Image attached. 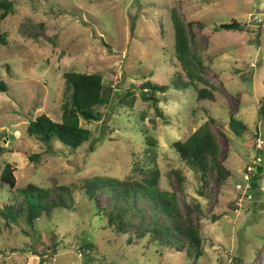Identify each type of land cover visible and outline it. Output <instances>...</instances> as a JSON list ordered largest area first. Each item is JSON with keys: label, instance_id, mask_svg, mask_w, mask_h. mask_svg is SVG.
Returning a JSON list of instances; mask_svg holds the SVG:
<instances>
[{"label": "rangeland", "instance_id": "1", "mask_svg": "<svg viewBox=\"0 0 264 264\" xmlns=\"http://www.w3.org/2000/svg\"><path fill=\"white\" fill-rule=\"evenodd\" d=\"M12 1L14 12L0 16V38L6 40L0 39V79L8 85L0 92V211L13 196L1 182L7 164L18 187L51 188L53 201L57 188L65 187L71 206L38 220L34 230L24 221L11 231L0 228V264H40L31 247H51L54 235L59 249L45 255L46 264H195L149 237L129 244L96 213L109 197L92 201L84 188L90 177L125 178L137 166L156 165L162 191L174 192L184 209L200 205L204 255L197 264H237L235 257L241 264H263L264 118L258 111L264 99V0ZM174 7L186 22H196L195 48L205 65L197 70L217 87L215 101L197 100L192 86H174L177 77L185 80L175 57ZM233 20L254 32L215 30ZM69 71L101 73L106 103L96 108L100 120L81 121L90 140L74 150L55 139L48 149L27 129L41 114L62 120ZM147 80L170 87L159 94L164 116L141 97ZM231 111L248 126L242 137L231 130ZM210 116L232 175L223 184L212 179L204 196L198 170L181 160L173 143ZM258 166L263 172L254 180Z\"/></svg>", "mask_w": 264, "mask_h": 264}, {"label": "trees", "instance_id": "2", "mask_svg": "<svg viewBox=\"0 0 264 264\" xmlns=\"http://www.w3.org/2000/svg\"><path fill=\"white\" fill-rule=\"evenodd\" d=\"M14 6L12 0H0L1 18L12 14ZM170 15L175 31L176 62L185 77V80L177 77L178 82L174 83V86L180 89L192 86L197 92V100L215 101L217 87L197 70L204 69L205 65L195 48L198 44V34L194 30L196 22H186L176 7L171 9ZM215 30L254 32L247 23L238 20L219 24L215 26ZM256 32L259 39L262 31L259 29ZM0 39L6 43L4 38ZM64 77L67 83V100L63 105L62 120L55 121L47 114H41L30 121L27 132L44 143L48 149H52V142L56 139L75 150L90 140L92 135L91 130L84 127L81 121L92 122L101 119L96 108L106 103L103 96V76L98 72L69 71ZM169 88L167 84H158L151 80L144 82L140 88L142 99L150 102L159 116H164L159 106V94L166 93ZM7 90V83L0 79V92ZM258 114L264 118V99ZM215 122L210 116L187 138L173 143L181 160L198 170L202 182L199 193L204 196L207 195L204 190L209 187L212 179H217L219 184H223L232 175V171L220 157L221 143L213 129ZM230 127L238 137L244 136L248 131L247 124L232 111ZM147 142L152 146L156 145L151 136H147ZM34 158L38 159V156ZM14 171L12 165L7 164L1 175V182L7 185L6 190L13 195L12 201L0 211L3 219L1 229L11 231L13 226L24 221L30 230H34L38 220L44 217L50 219L55 211L70 208L65 187L57 188L59 198L53 201L51 188H44L35 183L18 187ZM262 172V167L258 166V174L254 176V180L260 179ZM177 176L182 179L179 173ZM160 179L161 170L157 165L137 166L134 173L125 178L107 175L90 177L85 180L84 188L92 201L100 194L109 197L107 203L95 207L96 213L105 219L106 225L118 236H128L129 244H137L149 237L151 242L171 250L177 249L197 264V260L204 255L202 226L197 217V214L201 213L200 205L187 203L184 209L174 192H164L159 188ZM253 185L255 186V183ZM24 232L30 234L28 230ZM55 238L54 235L52 246L43 247L42 251L31 247L34 254L41 257L40 264H46L45 255L52 257L58 252L59 243ZM85 246L93 245L87 243ZM234 260L237 264L243 261L241 257H235Z\"/></svg>", "mask_w": 264, "mask_h": 264}, {"label": "water", "instance_id": "3", "mask_svg": "<svg viewBox=\"0 0 264 264\" xmlns=\"http://www.w3.org/2000/svg\"><path fill=\"white\" fill-rule=\"evenodd\" d=\"M262 6H264V3H263V5Z\"/></svg>", "mask_w": 264, "mask_h": 264}]
</instances>
